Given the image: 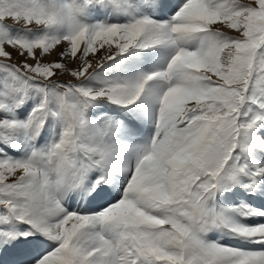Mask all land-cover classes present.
Instances as JSON below:
<instances>
[{"label": "snow or ice", "instance_id": "6c2138e0", "mask_svg": "<svg viewBox=\"0 0 264 264\" xmlns=\"http://www.w3.org/2000/svg\"><path fill=\"white\" fill-rule=\"evenodd\" d=\"M0 264H264V0H0Z\"/></svg>", "mask_w": 264, "mask_h": 264}]
</instances>
